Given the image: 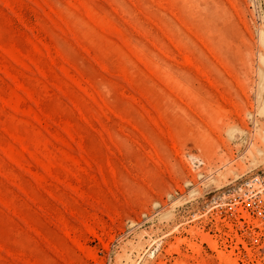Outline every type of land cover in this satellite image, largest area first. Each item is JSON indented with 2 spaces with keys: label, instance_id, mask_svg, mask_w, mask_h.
<instances>
[{
  "label": "rangeland",
  "instance_id": "rangeland-1",
  "mask_svg": "<svg viewBox=\"0 0 264 264\" xmlns=\"http://www.w3.org/2000/svg\"><path fill=\"white\" fill-rule=\"evenodd\" d=\"M261 169L264 0H0V264H264Z\"/></svg>",
  "mask_w": 264,
  "mask_h": 264
},
{
  "label": "built area",
  "instance_id": "built-area-1",
  "mask_svg": "<svg viewBox=\"0 0 264 264\" xmlns=\"http://www.w3.org/2000/svg\"><path fill=\"white\" fill-rule=\"evenodd\" d=\"M220 205L233 208L240 223L264 227V169L232 181Z\"/></svg>",
  "mask_w": 264,
  "mask_h": 264
},
{
  "label": "bare ground",
  "instance_id": "bare-ground-1",
  "mask_svg": "<svg viewBox=\"0 0 264 264\" xmlns=\"http://www.w3.org/2000/svg\"><path fill=\"white\" fill-rule=\"evenodd\" d=\"M178 242H179L180 244H183V245H186V246L192 248L193 251H198V250L200 249V248L197 247L196 245H193L192 243H189L185 238H181V239H179ZM209 244H210V247H211L212 249H214V250L217 249V244H216V242H214L213 240H212L211 242L209 241ZM236 247H237V246L235 245L233 248H236ZM218 253H219V254H218L219 259H220L222 262H224L225 264H237V262H236L234 259H232L230 256H226V255H224V254L221 253V252H218Z\"/></svg>",
  "mask_w": 264,
  "mask_h": 264
}]
</instances>
